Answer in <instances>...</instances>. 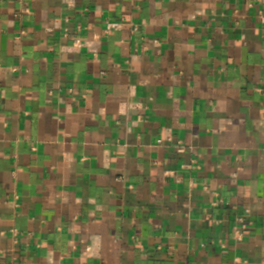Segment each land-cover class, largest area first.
<instances>
[{"label":"crops","instance_id":"1","mask_svg":"<svg viewBox=\"0 0 264 264\" xmlns=\"http://www.w3.org/2000/svg\"><path fill=\"white\" fill-rule=\"evenodd\" d=\"M0 264H264V0H0Z\"/></svg>","mask_w":264,"mask_h":264},{"label":"built area","instance_id":"2","mask_svg":"<svg viewBox=\"0 0 264 264\" xmlns=\"http://www.w3.org/2000/svg\"><path fill=\"white\" fill-rule=\"evenodd\" d=\"M120 28H122V24L119 22H108L107 24V30L120 29ZM75 45L79 46L80 45L79 41L75 42Z\"/></svg>","mask_w":264,"mask_h":264}]
</instances>
